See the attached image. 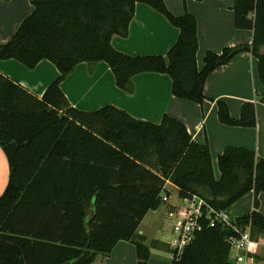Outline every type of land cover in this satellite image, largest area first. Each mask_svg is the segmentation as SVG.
<instances>
[{
	"label": "trees",
	"instance_id": "1",
	"mask_svg": "<svg viewBox=\"0 0 264 264\" xmlns=\"http://www.w3.org/2000/svg\"><path fill=\"white\" fill-rule=\"evenodd\" d=\"M30 1L32 13L0 43V60L34 68L47 59L60 74L39 98L0 72V145L10 168L0 196V264H91L120 240L133 241L137 264H148L151 248L164 242L148 245L137 229L163 202L167 181L180 198L198 195L223 209L253 191L255 209L237 221L251 222L254 234H264V214L258 211L264 158L254 150L227 146L218 156L217 178L208 144L195 141L183 121L170 115L160 123L136 120L114 105L84 111L70 104L61 87L79 63L106 61L117 85L130 93L134 75L167 73L174 96L202 103L207 77L244 51L258 58L264 84V0H234L235 26L253 30V41L221 53L208 50L202 69L196 60L197 18L189 12L174 15L165 0ZM138 2L180 30L166 56L130 55L112 46L114 35H128ZM217 106L223 124L256 125L252 102L243 104L239 118L223 100ZM96 173L101 179H92ZM230 234L220 225L204 228L177 264H228Z\"/></svg>",
	"mask_w": 264,
	"mask_h": 264
},
{
	"label": "crops",
	"instance_id": "2",
	"mask_svg": "<svg viewBox=\"0 0 264 264\" xmlns=\"http://www.w3.org/2000/svg\"><path fill=\"white\" fill-rule=\"evenodd\" d=\"M165 3L174 15L189 12L197 18L199 49L196 60L199 69L203 68V59L208 50L221 53L225 47L251 44L253 41V30L238 29L235 26L234 0H165ZM33 9L30 0H0V43L11 39ZM179 33L180 30L166 16L149 4L138 2L129 24L128 35H114L111 44L115 49L130 55L166 56L177 41ZM258 65V58L252 52L244 51L229 63L215 69L205 81L206 99L202 103L174 96L172 78L167 73L142 72L134 75V91L130 93L117 85L114 72L106 61L79 63L64 79L61 87L70 104L84 111H96L103 106L114 105L136 120L160 123L165 115H170L183 121L195 141L208 144L214 167L218 156L227 146L249 148L257 156L264 158V84L260 82ZM0 72L39 98L60 74L57 66L47 59L41 60L34 68H28L16 59H1ZM219 100L226 102L234 118L240 117L245 102L254 103L256 125L230 126L221 123L217 106ZM68 147L69 144L65 146V150ZM56 170L54 171L57 172ZM69 170L67 169L65 176L70 174ZM215 175L219 178V169ZM9 176L8 159L0 145V196L9 183ZM91 176L95 180L101 179L99 173ZM106 178L110 179V174ZM157 209L148 211L138 226L137 234L143 236L145 242L147 236L141 227L150 212L157 213ZM255 239L258 244L253 248V254L259 258L264 249V234L255 233ZM152 254L151 250V256ZM150 260L148 264H152ZM137 262L135 243L120 240L108 256L98 255L91 264Z\"/></svg>",
	"mask_w": 264,
	"mask_h": 264
},
{
	"label": "built area",
	"instance_id": "3",
	"mask_svg": "<svg viewBox=\"0 0 264 264\" xmlns=\"http://www.w3.org/2000/svg\"><path fill=\"white\" fill-rule=\"evenodd\" d=\"M165 185L161 199L163 202L172 204V197L176 195L180 198L179 190L177 189L178 192H175V194L172 193L174 196H170ZM181 200L187 204L178 211L173 210L169 213L172 217L175 216L171 224L172 236L166 242L172 254L171 264H177L181 260L186 248L192 244L199 232L204 228L217 225L231 230V234L226 238L230 245L228 264H254L253 248L255 244H258V241L254 237L251 222L245 225L239 224L238 217H233L228 209L215 208L198 195H194L192 198H182Z\"/></svg>",
	"mask_w": 264,
	"mask_h": 264
},
{
	"label": "rangeland",
	"instance_id": "4",
	"mask_svg": "<svg viewBox=\"0 0 264 264\" xmlns=\"http://www.w3.org/2000/svg\"><path fill=\"white\" fill-rule=\"evenodd\" d=\"M218 169V161H216L214 163V170L216 173L218 172ZM165 188L167 192L169 191L168 193L170 194V196H174L172 193L175 194V192H178V188L169 181L166 182ZM181 199L175 195L171 198L172 204L162 202L159 208L157 209L158 212L153 213V211H151L148 217L145 219V223L141 227L147 236L146 242L144 241L146 244L151 245V242L153 241L152 239L154 238L160 239L162 242H164L161 248L151 249L153 254L151 256L150 261L152 264H171L172 254L169 251L166 242H168L172 236L171 224L173 221L172 219L175 218V216L172 217L171 215H169L168 211H173V209L178 211L180 208H182V206H185L187 203ZM258 202V210L262 211L264 214V192L258 195ZM166 207H168L169 209H166ZM228 210L233 217H243L245 215L250 214L254 210V193H246L232 206H230ZM254 264H264V249L261 252V256L259 258L255 256Z\"/></svg>",
	"mask_w": 264,
	"mask_h": 264
},
{
	"label": "water",
	"instance_id": "5",
	"mask_svg": "<svg viewBox=\"0 0 264 264\" xmlns=\"http://www.w3.org/2000/svg\"><path fill=\"white\" fill-rule=\"evenodd\" d=\"M261 54L264 55V47L261 49Z\"/></svg>",
	"mask_w": 264,
	"mask_h": 264
}]
</instances>
